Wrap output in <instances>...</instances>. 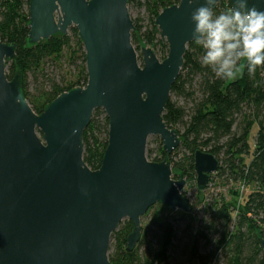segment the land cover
<instances>
[{
    "label": "water",
    "instance_id": "obj_1",
    "mask_svg": "<svg viewBox=\"0 0 264 264\" xmlns=\"http://www.w3.org/2000/svg\"><path fill=\"white\" fill-rule=\"evenodd\" d=\"M179 1L156 20L167 59L142 44L140 66L129 0H30V45L76 28L86 55L85 88L62 94L41 115L25 99L20 77H7L17 46L0 40V264H112L111 237L125 220L133 225V252L152 207L192 212L187 182L173 179L168 159L147 158L152 136L168 156L181 145L163 116L194 43L192 11L203 0ZM249 7L264 11V0ZM96 110L109 120V138L93 171L84 161V132ZM194 160L193 185L205 193L220 162L202 151ZM260 243L264 252V238Z\"/></svg>",
    "mask_w": 264,
    "mask_h": 264
},
{
    "label": "trees",
    "instance_id": "obj_2",
    "mask_svg": "<svg viewBox=\"0 0 264 264\" xmlns=\"http://www.w3.org/2000/svg\"><path fill=\"white\" fill-rule=\"evenodd\" d=\"M135 0H129V5ZM148 14V24L142 27L134 21L133 45L140 35L147 46L160 41L156 20L161 12L179 4V0H136ZM128 5V6H129ZM30 0H0V40L17 46L16 58L6 62L7 77H20L23 95L32 110L41 115L62 94L75 86L60 84L46 69L51 62L63 59L73 63L81 57L86 65V55L78 30L71 34L56 35L37 45L29 44ZM231 7V0H221L215 11L219 14ZM167 48V46H165ZM81 54V56H79ZM202 49L191 43L184 57L181 74L173 86L171 95L191 103V108L179 106L170 99L164 113L165 124L177 131L181 145L171 156L159 142L157 157L147 151L151 162L168 159L178 175L174 180L196 179L195 153L202 151L215 156L220 168L214 178L232 184L245 183L248 194L238 203L239 193L231 188L229 199L223 195L211 197L205 206V220L201 231L196 233L188 253L189 264H214L220 254L226 252L225 264H264L261 239L264 238V66L249 73L244 61L243 72L238 80L219 79L211 68L202 66L199 57ZM85 74L84 71H82ZM30 77L34 79L29 82ZM44 78L43 82L40 79ZM88 77H84V86ZM79 86V85H78ZM258 126L255 151L252 159L248 138L254 126ZM109 120L103 110H96L91 124L84 132V161L98 171L108 147ZM213 181V180H212ZM246 192V193H247ZM185 214V213H184ZM189 217V214H185ZM157 251H148L145 259L135 249L129 252L127 239L133 225L125 220L112 235L109 260L112 264H172L170 253L175 242L172 227L158 223ZM149 234L143 233L139 246H149Z\"/></svg>",
    "mask_w": 264,
    "mask_h": 264
},
{
    "label": "rangeland",
    "instance_id": "obj_3",
    "mask_svg": "<svg viewBox=\"0 0 264 264\" xmlns=\"http://www.w3.org/2000/svg\"><path fill=\"white\" fill-rule=\"evenodd\" d=\"M129 13L133 21L138 22L139 25L142 27L147 26L148 24V14L146 10L141 6L138 5L136 0L134 3L128 6ZM69 34L71 31L69 30ZM159 42L154 46H147L141 39L140 35H138V41L134 44V48L137 52L139 57V64L142 66L143 59H142V44L145 48H151L160 62H163L168 57V46L167 43L162 41L161 37L159 36ZM167 46V48L165 47ZM81 56V54H79ZM241 64V71L243 72L244 61L240 62ZM85 68V74L82 73ZM47 72L56 78V81L60 84H66L69 86H75V88H85L84 86V77L87 75L86 65L82 62L81 57H77V59L70 63L66 58L63 59L61 62L57 64H52L51 62L46 66ZM242 74L237 75L236 78L231 79V81L238 80ZM34 79L30 77L29 82L32 84ZM44 78L40 79V82H43ZM79 85V86H78ZM173 102H176L179 106L185 107L186 109L191 108V103L186 101L183 98H177L171 95ZM258 133V126H254L251 132V135L248 138V143L251 149V156L245 158L246 162H249L252 159V156L255 151V137ZM39 137L42 139V135L38 134ZM159 137L152 136L148 140V147L147 151H153V157H157ZM174 154V153H173ZM173 176L178 175V173L172 169ZM215 176V175H214ZM212 178L211 185L209 186L208 190L205 193H200L197 188L196 184L193 185L196 179H184L187 182V185L183 191V194L189 197L192 201L193 208L192 212L189 214V217H186L184 212L182 211H169L162 205H156L152 207L148 213L142 218V233L147 232L149 234V241L151 242L149 246H136V250L140 258L145 259L146 254L150 249H154L157 251L156 247V238L159 235L158 231V223H163L166 226L172 227L175 232V242L174 246L171 250L170 257L172 264H189L188 263V253L190 246L192 244V239L194 238L195 234L201 231V227L205 220L204 209L211 197L215 198L218 195H223L226 198H230L228 195L231 190V184H226L223 180L219 178ZM182 178L179 177L178 180L180 181ZM233 191H236V188H233ZM248 192L246 193V195ZM245 195V196H246ZM113 241L110 242V250L112 249ZM226 252H223L219 255L217 260L214 264H225ZM195 264V263H194Z\"/></svg>",
    "mask_w": 264,
    "mask_h": 264
},
{
    "label": "clouds",
    "instance_id": "obj_4",
    "mask_svg": "<svg viewBox=\"0 0 264 264\" xmlns=\"http://www.w3.org/2000/svg\"><path fill=\"white\" fill-rule=\"evenodd\" d=\"M249 2L234 0L232 8L217 14L219 0H203L192 11V39L202 49L199 62L219 79L242 74L241 61L249 73L264 66V11L249 7Z\"/></svg>",
    "mask_w": 264,
    "mask_h": 264
},
{
    "label": "built area",
    "instance_id": "obj_5",
    "mask_svg": "<svg viewBox=\"0 0 264 264\" xmlns=\"http://www.w3.org/2000/svg\"><path fill=\"white\" fill-rule=\"evenodd\" d=\"M231 188H233V185L231 184ZM236 191L239 193V199L237 200L238 203H242L244 201V196L246 195V192L248 191V188L245 183H239L236 186Z\"/></svg>",
    "mask_w": 264,
    "mask_h": 264
}]
</instances>
